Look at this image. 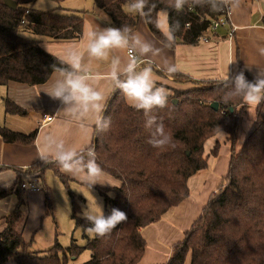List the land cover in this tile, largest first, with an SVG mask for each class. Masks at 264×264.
<instances>
[{
	"label": "trees",
	"instance_id": "trees-1",
	"mask_svg": "<svg viewBox=\"0 0 264 264\" xmlns=\"http://www.w3.org/2000/svg\"><path fill=\"white\" fill-rule=\"evenodd\" d=\"M6 1L0 0V84L45 83L54 67L59 71L67 65L44 50L39 39L22 32L54 40L78 39L84 29L83 12L37 9L34 7L37 0H15L17 7L13 9ZM93 1L110 16L114 27L127 26L132 31L138 26L141 16L127 7L131 0ZM173 2L148 0V16L144 17L152 34L166 44L158 23L160 11L167 12L168 25L179 22L172 47L177 43H200L209 32H214L213 21L225 14V8L212 11L208 6L188 5L178 12L170 7ZM243 72L249 81H254ZM176 75L180 80L191 81L186 75ZM233 77L227 83L220 80L199 82L188 88L168 86L173 93L167 107L151 113L172 138L170 145L159 149L148 143L155 126L147 128L144 112L133 109L116 90L103 114L110 119V127L105 132L95 131L89 146L95 149L103 171L121 183L119 187H98L105 198V215L118 208L126 213L127 222L118 225L110 235L90 237L89 225L79 215L74 201L73 218L83 228L87 244L81 246L73 241L64 247L56 241L47 249H32L33 238L27 241L23 235L28 202L23 194L22 175L43 180L45 171L52 168L65 184L71 180L56 162L38 160L26 171L17 170L13 184L0 186V201L11 195L18 197L15 209L4 217L6 225L0 231V264L11 260L17 264H70L86 249L91 251V258L82 264H139L147 247L142 230L161 220L168 210L190 195L189 178L208 166L205 143L220 132L228 134L233 151L228 174L200 217L185 232L184 239L173 246L167 264H264V102L258 105L256 119L237 152V128L247 112V104L238 98L228 104L222 102ZM213 101L219 102L218 110L211 107ZM5 107L8 113L28 115L26 109L9 98L5 99ZM37 134L38 128L23 133L0 125V136L5 142L33 144ZM219 149L217 141L212 153L217 155ZM45 202L47 215L52 211L48 196Z\"/></svg>",
	"mask_w": 264,
	"mask_h": 264
},
{
	"label": "crops",
	"instance_id": "crops-1",
	"mask_svg": "<svg viewBox=\"0 0 264 264\" xmlns=\"http://www.w3.org/2000/svg\"><path fill=\"white\" fill-rule=\"evenodd\" d=\"M66 1L68 0H64L59 6L52 4L50 8L53 10L59 8L64 11L81 10L84 15V29L81 37L74 40H54L33 36V38L39 39L40 46L44 50L60 59L65 56L67 50L73 47L84 54L87 47V34L94 27H114L110 16L99 9L93 0ZM229 8L228 24L218 27L215 29L217 31L209 32L206 35L208 39L202 40L196 45L177 43L175 46L169 47L152 34L145 18L141 17L136 29L131 31L130 41L135 39L137 32L142 34V37L154 46L148 56L141 54L135 43H130L126 49L113 50L109 60L106 61H94L85 55L82 74L91 77V82L98 85L99 90L105 96V109L116 91L113 89L110 76L113 67L111 61L117 59L121 66L130 60L134 61L137 66L154 65V79L158 86L163 87L188 88L199 82L220 81L224 80L227 71L229 77H233L243 70L254 80L260 70L264 72V2L261 0H233V5ZM158 23L165 33L169 25L161 21L160 14ZM130 47L136 50L137 60L129 56L128 49ZM167 60L175 64L177 68L175 73L169 74L160 70L161 65ZM176 74L186 75L191 78V81L180 80ZM49 79L45 83L37 85L17 81L0 84V125L23 133H30L38 128V134L33 144L5 142L0 136V186L5 187L13 184L18 175L17 170L26 171L33 163L40 160L39 152H47L49 160L55 162L51 150L45 144V137L51 136L62 140L66 147L77 150L88 147L93 140L96 131L94 127L95 114L90 113L85 119L78 120L60 111L62 109L60 102L52 100L44 92ZM6 98L26 109L28 115L20 116L8 113L5 107ZM257 107L252 109L255 119ZM249 110L250 106L247 104V112L241 117L238 124L237 152L242 148L254 123L248 114ZM43 114L53 115L54 119L38 126L37 120ZM227 137L226 132H220L206 141L205 155L208 158V166L189 178L190 195L179 205L168 210L161 220L142 230L147 247L139 264H167L173 254V246L184 239L185 232L200 217L211 196L228 174L233 151ZM212 141L213 146L211 147ZM217 141L220 142V149L219 153L214 155L212 150ZM207 145L210 146L209 149ZM37 178L33 175H22L23 181ZM112 183L120 184L115 178ZM25 191L29 203L30 195ZM48 195L49 193L45 191V198ZM8 198L0 201V231L6 225L4 217L7 214L4 213L6 209L4 203ZM24 231L25 229H23V235ZM25 239L29 241L26 237Z\"/></svg>",
	"mask_w": 264,
	"mask_h": 264
},
{
	"label": "clouds",
	"instance_id": "clouds-1",
	"mask_svg": "<svg viewBox=\"0 0 264 264\" xmlns=\"http://www.w3.org/2000/svg\"><path fill=\"white\" fill-rule=\"evenodd\" d=\"M208 6L212 11H219L231 7L233 0H174L170 7L176 11H183L185 6ZM128 9L141 17H147L148 0H131L127 5ZM167 15V13H165ZM179 22L168 26L164 33L167 45L170 47L175 40V33L179 31ZM131 29L123 27H94L88 32L87 47L84 54L73 47L67 50L65 56L61 58V63L66 64V68L58 71L54 67L47 88L44 92L55 101H59L65 114L74 119L83 120L90 113L95 114L94 127L96 132H105L110 127V119L103 113L105 109V96L99 90L98 85L91 82V77L83 73L85 55L94 61L109 60L113 50L126 49L130 43H135L139 52L148 56L153 51V45L142 37L139 32L135 39L130 41ZM111 80L113 89L121 92L128 104L137 111H143L146 120V127L151 129L155 126L148 143L153 148H163L172 142L171 136L165 133L163 123H157L156 117L151 115L154 109H164L169 103V91L158 86L153 76L154 65H140L130 60L121 66L120 61L112 60ZM161 71L169 74L175 73L177 68L173 62L167 60L160 67ZM123 77V78H121ZM227 74L223 82H229ZM234 98L244 101L250 106L248 112L252 121H255L253 108L264 102V72L261 70L256 75L254 81H249L244 72L241 71L231 78V87L222 98L224 104H228ZM45 144L51 150L55 162L61 170L68 175L78 177L91 190L94 185H109L119 187L110 183L103 169L97 163L96 151L89 146L82 149L66 147L62 140H57L51 136L45 137ZM39 159L44 163L49 162L47 152H39ZM109 195H112L111 193ZM82 218L89 225L87 231L96 237H105L121 223H125L128 217L125 212L118 208H112L110 214L105 215L103 208L97 202L95 207L91 202L82 210Z\"/></svg>",
	"mask_w": 264,
	"mask_h": 264
},
{
	"label": "rangeland",
	"instance_id": "rangeland-1",
	"mask_svg": "<svg viewBox=\"0 0 264 264\" xmlns=\"http://www.w3.org/2000/svg\"><path fill=\"white\" fill-rule=\"evenodd\" d=\"M52 4L59 6L61 3H56L53 0H37L34 7L51 9L50 7ZM55 9H57L55 11L59 12L64 11L59 8ZM165 13V10L160 11V18L161 21H164V23H168L167 15ZM22 35L27 37L34 36L33 33L28 31H23ZM164 87L169 91L170 95L173 93V91L169 89L168 86ZM210 146H213V141ZM210 146L207 145V148L209 149ZM68 176H70L71 180H69L68 184H65L61 180L60 175L56 173L54 169L48 168L45 171L43 180L37 178V181L39 182V189L25 191L22 188L30 195L29 203H27V206L25 207L28 214V219L24 226V235L28 240L33 238L32 247L35 250H44L52 247L56 241H58L64 247L70 246L73 241L81 246H85L87 244L88 239L84 235L83 228L78 226L75 219L73 218L74 201L78 205L77 207L80 216L82 210L88 205V202H91L92 207H95V203L97 202L102 206L105 213V198L98 187L102 186L108 188L111 186L96 184L91 190H89L87 185H85L80 178L71 175ZM105 177L110 183H112L114 180V177L107 173H105ZM39 190H43L44 192L38 193L37 191ZM45 191L49 193L48 196L51 200L52 209L51 213L47 215H45ZM23 194L25 195L26 193ZM17 203V195L9 196L7 201L4 203L6 206L4 213L9 214L12 212L13 209H15ZM87 233L90 237H93V235L88 231ZM90 258L91 251L86 249L80 254L78 258L70 261L69 263L82 264L88 261ZM189 260L190 259L188 258L187 263H189ZM8 264L17 263L16 261L11 260L8 262Z\"/></svg>",
	"mask_w": 264,
	"mask_h": 264
},
{
	"label": "built area",
	"instance_id": "built-area-1",
	"mask_svg": "<svg viewBox=\"0 0 264 264\" xmlns=\"http://www.w3.org/2000/svg\"><path fill=\"white\" fill-rule=\"evenodd\" d=\"M229 14H230V8H225V14H223L222 16H220L219 18H217L216 20L213 21L211 28L212 29H217L220 26H224L227 25L229 22ZM232 34V33H230ZM207 37H204V40H207ZM128 54L129 56L134 59L137 60L138 56L136 53V50L133 47H130L128 49ZM54 119L53 115L50 114H43L38 120H37V124L38 126H42L50 121H52ZM38 184L39 182L37 181V179L34 180H24L22 182V188L24 190H37L38 188Z\"/></svg>",
	"mask_w": 264,
	"mask_h": 264
},
{
	"label": "water",
	"instance_id": "water-1",
	"mask_svg": "<svg viewBox=\"0 0 264 264\" xmlns=\"http://www.w3.org/2000/svg\"><path fill=\"white\" fill-rule=\"evenodd\" d=\"M6 4L9 6V7H11V8H13V9H15L16 7H17V2L15 1V0H7L6 1ZM175 102L177 103V99H175ZM211 107H213L214 109H219V107H220V104H219V102L218 101H213L212 103H211Z\"/></svg>",
	"mask_w": 264,
	"mask_h": 264
}]
</instances>
